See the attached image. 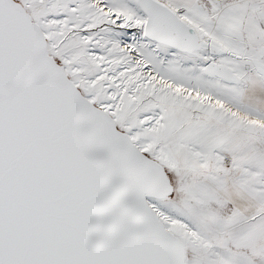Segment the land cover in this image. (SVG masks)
Here are the masks:
<instances>
[{
	"label": "snow or ice",
	"instance_id": "snow-or-ice-1",
	"mask_svg": "<svg viewBox=\"0 0 264 264\" xmlns=\"http://www.w3.org/2000/svg\"><path fill=\"white\" fill-rule=\"evenodd\" d=\"M0 264H264V0H0Z\"/></svg>",
	"mask_w": 264,
	"mask_h": 264
}]
</instances>
